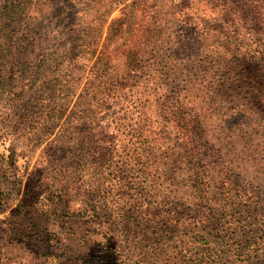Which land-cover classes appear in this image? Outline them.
I'll return each instance as SVG.
<instances>
[{
    "label": "trees",
    "instance_id": "obj_1",
    "mask_svg": "<svg viewBox=\"0 0 264 264\" xmlns=\"http://www.w3.org/2000/svg\"><path fill=\"white\" fill-rule=\"evenodd\" d=\"M199 7L201 13L215 10L212 20L220 22L209 26L203 20L197 27L189 17ZM116 8L118 14L110 16ZM5 20L0 44L8 45L7 79L19 78L16 90H8V134L14 140L20 128L31 140L44 141L35 168L12 178L24 188L17 217L0 227V249L15 243L34 248L27 262L12 258L10 264H207L181 253L178 243L204 236L217 247L221 237L224 248H239L242 237L255 230L264 238V203L232 177L247 170L251 159L241 163L225 156L210 166L196 157L204 148L192 128L203 125L200 112L187 108L186 124L178 123L184 113L179 107L163 108L156 118L147 113L151 90L163 86L172 72L169 65L146 72L138 56L159 48L158 62H167L166 49L208 48L210 39L220 45L219 34L239 50V30L255 43L250 26L264 25V0H8ZM171 25L187 31L189 39L173 35ZM256 45L258 55L243 56V70L234 67L235 81L221 83L235 97L245 93L249 103L244 106H250L249 96L256 100L250 115L258 126L255 119L264 121V68L251 60L264 61V44ZM181 88L175 95L185 92L182 98L195 90L188 80ZM166 137L177 157L168 156ZM256 163L250 178L264 180V160ZM170 189L180 192V201L167 197ZM5 192L0 188V197ZM238 216L243 224L232 222ZM61 217L89 218L105 228L104 241L92 252L54 249L56 231L41 227ZM22 219L28 225L10 228Z\"/></svg>",
    "mask_w": 264,
    "mask_h": 264
},
{
    "label": "rangeland",
    "instance_id": "obj_2",
    "mask_svg": "<svg viewBox=\"0 0 264 264\" xmlns=\"http://www.w3.org/2000/svg\"><path fill=\"white\" fill-rule=\"evenodd\" d=\"M7 5L8 0H0V32L4 29L7 30L6 20L2 23V17L7 16ZM201 8L202 7H199V10L193 15L190 13L185 14L186 16L191 15L188 17L197 27L202 25L201 21L203 20H205L203 22H207L209 26L212 22H220L217 21V19L212 20L215 16V10H206L205 13H201ZM118 11L119 10L116 8L112 11L110 16L118 14ZM250 27L255 30L253 37L256 41L254 43L250 36L244 35L243 31L239 30V38L242 40V45L239 47V50H236L233 44L226 43L223 36L219 34L215 36V38L219 41L220 45L216 43V40L210 39L208 42L212 43V45L207 46L208 48L196 49L187 46L176 49L175 51L166 49L164 53H166L165 58L167 62H165V60L158 62L159 58H157V54L160 52V50H158L159 48L150 49L149 52L144 51L140 53L139 51L138 56L140 55L141 57V61L139 62L140 66L146 72L151 71L149 68L151 66L158 70L162 69V67H167V65L171 66L172 72L169 77L164 80L165 84L163 86H157V89L151 90L149 99L146 102L147 106L145 111L153 114L156 118L159 117L163 108L172 110L179 107L180 111L184 112L181 121L178 120L179 124H186L187 108L190 107L193 111L196 110L200 112L203 115V125L200 126L193 123L194 125L192 128L196 139L204 143V148L196 157H202V160L209 162L210 166L214 165V163L225 156L232 160L233 157L236 156L237 161L241 163L249 157L251 162L245 163L250 164L247 170L242 171L240 174L233 172L232 177L236 183L241 185L246 193L248 192L251 194L253 200L260 201L258 203L260 204L264 203V180L260 178L252 180L250 178V172L252 173L254 170L257 161L264 160V144H262L264 140V127H262V124H264V121L255 119L258 126L251 123L252 118L250 113L254 110L251 107L258 105H255L256 100H254L253 97L249 96L250 106H244L249 103L247 99H243L245 93H241L238 97H235L233 91L228 90L223 83H221L222 81L225 83L234 82V76L237 77L238 73L234 67L238 66V70L244 69L242 66H239V63L242 62L241 58L243 56L258 55L253 52L254 49L259 50L261 48L259 45L257 48L256 44H264V36L260 33V30H264V25H256V23H253ZM170 30L173 31V35L180 38V40L189 39L188 32L178 25H171ZM1 45L3 49H1ZM0 49L2 50V57H0V188L6 191L2 194V197H0L1 227L5 222L8 223V218L17 217V202L24 188V186L20 185V189H18L15 182L12 181V178L21 173L24 169H26L27 175L28 172L35 168L37 161L40 159L38 156L42 150L41 148L44 145V141L38 143L31 140V137L25 133V130L19 128L20 125L24 127L23 122H19V129L15 131L14 140H12L8 134L7 128H9L8 123L9 118H11L10 112L12 108L8 104V90H16L19 85V78L15 81H8V45L5 43L0 44ZM230 51H232V53H230ZM253 61H255V63H253ZM157 62L158 64L154 66ZM251 62V64L260 70L264 68V61L260 58H254ZM163 63L165 64L164 66H162ZM198 69L201 70L198 71ZM181 78H183L182 81ZM184 80H188L189 85L195 87V90L189 92L191 95H188L186 98H182L185 92L180 96L175 95L177 92L180 93ZM239 91L240 90H237V94ZM178 96L180 98H178ZM176 98H178V101H175ZM168 124H171L170 120ZM221 124L225 125L222 129H220ZM164 140H166L167 150H169L167 153L168 156L177 157L178 153L175 151V146L169 140V137H166ZM255 142H258V145H256L257 147L255 146V151L252 152ZM247 145H250V148ZM12 146L17 151H15V157L10 156V154H12ZM242 151H246V153L242 154ZM247 153H249V155H247ZM44 158L45 157H41V161ZM23 165H26L25 168H23ZM256 165L258 164L256 163ZM52 167L53 164H50L48 170ZM172 172V174L177 175V171L172 170ZM7 192L10 193L9 196H7ZM166 193L169 194L167 197L171 200H181L179 198L180 192L176 189H170L168 192L166 190ZM213 196L219 195L215 191ZM78 203L79 202H75V204ZM209 205L216 206L215 204ZM196 217L198 218L197 215ZM242 218V216H238L234 218L232 222L243 224ZM184 221L187 223V220ZM43 222L44 224H42L41 227L42 231H46V226L56 231L58 242H55L57 246L54 249L58 251L62 249L61 247H64V249L71 247L80 253L86 251L92 252L96 245H100V243L104 241L102 230L105 228L100 227L89 218L66 220L65 217H61ZM222 222L224 221L221 219L220 223ZM15 224L17 226L23 224L28 225V221L22 219L19 223L11 222L10 228L15 226ZM228 229H231V227ZM255 231L253 232L255 233L253 236L242 237L241 246L239 248H224L220 245L222 242L221 237L217 238L216 243H218V245L214 247L210 240H208L209 237L204 238V236H197L190 241L184 239L181 244L177 242L178 249H180L181 253L186 252L191 256L201 257L204 261L208 262L207 264H264V238L257 236L258 233ZM8 232L10 233V229H8ZM195 232L196 230H193L192 234ZM30 248H34L33 245L27 246L20 243L2 245L0 249V259L6 260L7 264H10L9 261L12 258L18 260L22 257H26L25 261L27 262ZM123 248L126 249V243H123ZM134 252L137 253L136 251ZM195 253H197V255H195ZM68 263L72 264L71 262Z\"/></svg>",
    "mask_w": 264,
    "mask_h": 264
}]
</instances>
